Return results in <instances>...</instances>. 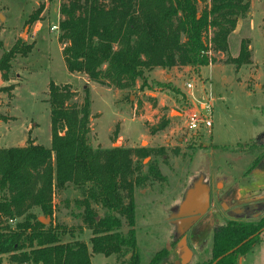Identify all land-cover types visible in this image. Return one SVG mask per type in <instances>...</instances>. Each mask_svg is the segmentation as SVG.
<instances>
[{
    "label": "rangeland",
    "instance_id": "obj_1",
    "mask_svg": "<svg viewBox=\"0 0 264 264\" xmlns=\"http://www.w3.org/2000/svg\"><path fill=\"white\" fill-rule=\"evenodd\" d=\"M249 1L250 16L230 35L228 51L209 53L215 62L201 69L155 70L145 82L137 80L135 86L119 90L66 70L59 30H51L60 20L61 0H0V58L18 40L32 46L26 56L15 53L8 80L1 77L0 89L7 88L0 91V148L25 147L31 142L50 148L49 83L70 86L78 105L87 89L91 101L89 144L102 149H145L148 153L138 162L141 181L134 190L140 264H147L162 249L168 253L162 264H173L176 244L184 234L193 252L188 264L210 263L216 229L230 222L257 223L264 216V189L248 191L256 184L264 187L263 160L255 168L257 177L252 169L255 159L264 153V0ZM39 5H44L39 21L27 26L28 17ZM242 39L250 41L252 62L236 70L226 59L237 57ZM187 83L195 85V100H209L210 131L185 129L182 111L194 102ZM149 166L154 167L155 175ZM197 187L209 193V217L186 230L176 217L187 193ZM76 199L81 195L73 187L56 192L55 222L73 230L63 236V243L79 240L89 244L91 231H80V221L70 215ZM93 207L102 217L104 212ZM237 209L243 212L236 213ZM31 212L42 218L39 209ZM118 218L124 235L128 227ZM130 256V251L120 258L92 254L91 264H122ZM2 258L7 263L8 257ZM241 260L239 257L236 264ZM242 264H264V235L243 256Z\"/></svg>",
    "mask_w": 264,
    "mask_h": 264
},
{
    "label": "trees",
    "instance_id": "obj_2",
    "mask_svg": "<svg viewBox=\"0 0 264 264\" xmlns=\"http://www.w3.org/2000/svg\"><path fill=\"white\" fill-rule=\"evenodd\" d=\"M43 7L30 14L27 26L39 21ZM58 13V41L68 73L84 74L100 86L122 90L135 86L137 80L145 82L154 69H198L215 62L209 53L228 51V39L238 21L250 16V1L61 0ZM31 50V45L18 40L0 58L1 77L8 80L15 53L26 56ZM251 62L248 39L240 41L237 57L226 59L236 70ZM74 98L70 86L49 83L50 148L34 142L0 148V264H91L92 254L120 258L127 251L131 256L122 264H140L134 190L141 181L138 162L148 153L93 148L88 137L91 101L87 89L82 104L73 102ZM263 158L264 153L252 169ZM149 170L156 173L154 167ZM69 187L80 192L70 215L80 221V231H91L89 244L62 242L73 230L55 222L53 197ZM94 205L104 212L102 217ZM34 208L50 223L40 222L31 212ZM118 217L128 227L124 235ZM263 232L264 216L257 223L220 226L213 235V260L208 264H236L259 243ZM167 255L162 249L147 264H162Z\"/></svg>",
    "mask_w": 264,
    "mask_h": 264
},
{
    "label": "water",
    "instance_id": "obj_3",
    "mask_svg": "<svg viewBox=\"0 0 264 264\" xmlns=\"http://www.w3.org/2000/svg\"><path fill=\"white\" fill-rule=\"evenodd\" d=\"M0 20H2V16H0ZM27 29L28 28L26 27L25 32L27 31ZM208 206V191L203 187H197L187 193L183 208L180 214L176 217V221L178 223H183L184 225H186V230H189L192 226L199 222L204 215H206ZM237 211H240L241 213L243 212L242 210H235V212ZM259 215L260 213H258L257 216L253 215L252 217L256 218ZM39 221L43 224H46L50 220L48 218H40ZM175 252L176 256L179 257L176 260L175 264H188L191 261L193 253L188 246L186 234L180 237L179 241L176 244Z\"/></svg>",
    "mask_w": 264,
    "mask_h": 264
},
{
    "label": "built area",
    "instance_id": "obj_4",
    "mask_svg": "<svg viewBox=\"0 0 264 264\" xmlns=\"http://www.w3.org/2000/svg\"><path fill=\"white\" fill-rule=\"evenodd\" d=\"M52 31L59 30L58 25H53L51 27ZM186 89L190 92V98L193 102L192 107H188L187 111H182L183 118L185 121L186 131L188 132H198L210 131L213 125L212 120V107L209 100L197 101L194 99L192 93L195 88L194 83H187ZM12 223V221H10Z\"/></svg>",
    "mask_w": 264,
    "mask_h": 264
},
{
    "label": "crops",
    "instance_id": "obj_5",
    "mask_svg": "<svg viewBox=\"0 0 264 264\" xmlns=\"http://www.w3.org/2000/svg\"><path fill=\"white\" fill-rule=\"evenodd\" d=\"M252 16H253V14H252ZM243 23H244V21L243 20H239L238 21V23H237V27H236V29H235V31L234 32H236L238 29H240V28H242L243 27ZM57 25H58V23H57ZM262 36V35H261ZM263 40V39H262ZM240 42V41H239ZM250 49L252 50V47H251V44H250ZM234 57H236V56H234ZM189 67H185V68H183V69H188ZM201 69V68H200ZM158 71V70H161V71H164V70H162V69H154L153 71H151V72H148L147 74H146V76L147 75H149V74H151L152 72H154V71ZM176 70V69H175ZM176 71H179V70H176ZM1 83H3V81L1 80V74H0V87H2L1 86ZM2 148H4V147H2ZM6 148H11V147H6ZM260 165H264V159H263V161L261 162V164ZM257 169H255L254 170V174H255V176L257 175V171H256ZM260 173V172H259ZM264 174V173H263ZM257 177V176H256ZM262 179H264V176H262ZM256 185H258V186H254V188H250V189H248V191H253V189L255 190V191H259V190H263L264 189V187H262V185L261 184H256ZM236 213H241L240 211H237ZM264 235V232L261 234V236H260V240H261V238H262V236ZM260 242V241H259ZM190 248V247H189ZM192 251V250H191ZM193 253V252H192ZM175 256H176V254H175ZM177 257V259L179 258L178 256H176ZM176 259V260H177ZM175 260V261H176ZM175 261L173 262V264L175 263ZM242 261H243V257H242V260H241V264H242ZM164 264H168V263H164Z\"/></svg>",
    "mask_w": 264,
    "mask_h": 264
},
{
    "label": "flooded vegetation",
    "instance_id": "obj_6",
    "mask_svg": "<svg viewBox=\"0 0 264 264\" xmlns=\"http://www.w3.org/2000/svg\"><path fill=\"white\" fill-rule=\"evenodd\" d=\"M208 217H209V216L204 215V216L200 219V221H205Z\"/></svg>",
    "mask_w": 264,
    "mask_h": 264
}]
</instances>
